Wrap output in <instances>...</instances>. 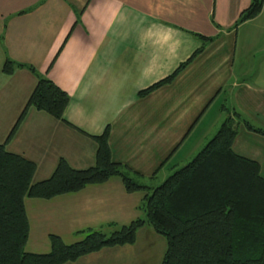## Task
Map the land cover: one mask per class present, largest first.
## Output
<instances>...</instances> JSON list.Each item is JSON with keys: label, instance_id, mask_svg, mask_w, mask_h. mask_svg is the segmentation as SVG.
<instances>
[{"label": "crops", "instance_id": "0c3cea01", "mask_svg": "<svg viewBox=\"0 0 264 264\" xmlns=\"http://www.w3.org/2000/svg\"><path fill=\"white\" fill-rule=\"evenodd\" d=\"M250 1L0 0V144L35 164L36 182L59 159L73 169L91 166L96 145L88 136L107 127L111 160L149 183L171 161L173 172L181 167L175 162L187 163L226 113L264 129V65L255 63L253 81L234 82L247 71L241 66L234 74L233 36L241 23L234 24ZM261 7L257 16L264 0ZM199 37L211 40L169 83L138 96L185 63L201 47ZM6 59L64 91L62 118L80 132L29 108L5 141L35 84L24 67L2 74ZM231 147L255 161L264 178V136L238 123ZM143 194L124 192L112 177L51 199H25L26 243L49 250L50 234L66 244L84 229L125 225L142 214ZM104 250L88 254L89 261Z\"/></svg>", "mask_w": 264, "mask_h": 264}, {"label": "trees", "instance_id": "16d2710c", "mask_svg": "<svg viewBox=\"0 0 264 264\" xmlns=\"http://www.w3.org/2000/svg\"><path fill=\"white\" fill-rule=\"evenodd\" d=\"M262 1L251 0L239 13L234 26L256 16ZM199 39L201 47L185 63L169 76L139 91L138 96L169 83L211 40ZM20 67L34 75L35 84L5 141L14 134L29 108L79 131L62 118L68 95L50 80L38 76L31 67L7 59L2 63L1 72L10 75ZM238 123L247 131L264 136V129L251 126L237 113H226L203 147L152 188L138 182L140 175L111 160L107 127L100 135L88 136L96 145L91 166L73 169L59 159L49 177L36 182H32L35 164L7 152L1 143L0 264L72 263L102 249L132 245L137 230L144 225L165 241L159 264H264V178L255 161L232 151ZM112 177L119 179L126 193L144 191L137 207L143 217L110 232L105 229L115 225L81 230L80 240L69 244L50 234L47 252L24 251L28 236L25 199H51L88 185L102 184Z\"/></svg>", "mask_w": 264, "mask_h": 264}, {"label": "rangeland", "instance_id": "374dc122", "mask_svg": "<svg viewBox=\"0 0 264 264\" xmlns=\"http://www.w3.org/2000/svg\"><path fill=\"white\" fill-rule=\"evenodd\" d=\"M256 16L248 19L249 23L243 25L241 23L239 26H237V30L235 29L233 37L235 41L234 48L236 56L234 57V61H236L237 63H234V74L238 69H240L241 66L245 67L247 71L245 75L239 78L236 77L237 79L234 78V82L237 81L238 83H240L242 82V80L245 81L251 79L249 77H251L250 75L252 70L255 71L254 66L256 62L260 66L264 65V7L262 13H260L259 16ZM230 31H232L231 33H233V30ZM222 32L225 31L223 30ZM254 77L251 79V81L254 80ZM200 149H198V151ZM196 153L197 152L193 153L191 156L193 157ZM183 162L184 161H181L180 163L179 161L175 163H178L180 164V166H182L183 164H185ZM169 165L170 166L168 167L164 166L161 172L157 174L156 178L149 181V183L147 179L138 180V182L140 184L150 185L151 187L159 185L167 176L170 175L171 172H173V169L177 168L174 167L175 165L172 166V161L171 163H169ZM138 217H143V214L138 213ZM118 226L121 225L106 228L105 232H110L114 228L116 229ZM106 249L110 250H104L99 253V260H97L96 262H90L89 259L91 256L87 255L80 257L79 260L76 261V264H159L162 253L165 250V241L161 236L156 235L149 226L144 225L137 230L135 241L132 245L118 246L117 248L112 247ZM47 250V245L45 246V248H43L40 245L34 244L30 241H28L24 247V251L30 253H45L47 252ZM83 261L87 262L83 263ZM73 264H75V262H73Z\"/></svg>", "mask_w": 264, "mask_h": 264}]
</instances>
